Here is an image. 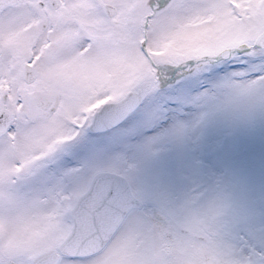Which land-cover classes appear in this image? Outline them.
Instances as JSON below:
<instances>
[{"label":"snow or ice","instance_id":"1","mask_svg":"<svg viewBox=\"0 0 264 264\" xmlns=\"http://www.w3.org/2000/svg\"><path fill=\"white\" fill-rule=\"evenodd\" d=\"M0 264H264V0H0Z\"/></svg>","mask_w":264,"mask_h":264}]
</instances>
